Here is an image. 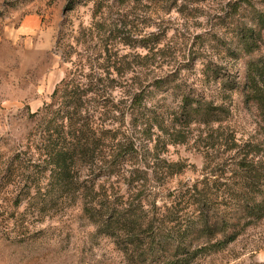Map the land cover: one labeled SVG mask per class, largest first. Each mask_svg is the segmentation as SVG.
<instances>
[{
  "label": "trees",
  "instance_id": "1",
  "mask_svg": "<svg viewBox=\"0 0 264 264\" xmlns=\"http://www.w3.org/2000/svg\"><path fill=\"white\" fill-rule=\"evenodd\" d=\"M81 1L68 0L66 10ZM240 8V2L234 3V11ZM256 24L255 28L233 26L230 42L234 37L237 42L225 52L239 59L256 49L264 31V13L256 12ZM114 30L116 26L107 29L97 22L81 27L79 32L88 39L74 36L77 47L63 54L71 68L56 83L49 102L28 116L32 126L26 138L36 157L25 160L14 153L7 171L35 170L26 179L36 186L47 179L42 193L46 206L53 194L63 200L76 196L95 233L110 238L128 264H193L220 252L245 229L264 220V141L238 143L223 131L218 137L225 150L218 160L207 163L204 170L209 172L170 190L158 204L163 180L186 167L162 158L165 146L185 143V130L194 127H202L198 138L217 139L214 133L230 111L169 75L155 79L150 92L128 90L127 105L115 103V77L122 76L120 58L107 39L96 38L99 32L110 35ZM72 53L77 60L72 61ZM210 71L225 91H240L255 105L264 124V58L247 62L242 81L231 79L219 67ZM156 91L170 93L179 102L163 110L148 105ZM127 118L133 129H141V150L131 134H123L127 128L113 126Z\"/></svg>",
  "mask_w": 264,
  "mask_h": 264
},
{
  "label": "rangeland",
  "instance_id": "2",
  "mask_svg": "<svg viewBox=\"0 0 264 264\" xmlns=\"http://www.w3.org/2000/svg\"><path fill=\"white\" fill-rule=\"evenodd\" d=\"M67 1L0 0V264H128L110 238L95 233L76 196L63 200L53 194L46 206L42 193L47 179L36 186L26 179L35 170L7 171L14 153L25 160L34 155L26 138L32 126L28 116L49 102L56 83L71 68L63 54L77 47L74 36L88 39L79 32L81 27L100 22L107 29L117 28L110 35H96L98 40L107 39L120 58L122 76L115 77V103L127 105L128 90L150 92L155 79L169 75L228 107L229 117L215 136L226 131L238 143L264 141L259 109L240 91H225L210 75L219 67L231 79L242 81L247 62L264 58V31L258 47L241 58L225 52L237 42V37L230 42L233 26L258 27L256 12L264 13V0H82L66 10ZM238 2L237 13L233 7ZM29 16L35 17V27L20 33ZM143 42L148 47H142ZM71 59L77 60V55L72 53ZM154 93L147 104L155 108H172L179 102L170 93ZM130 125L127 118L113 126L127 128L123 134H131L141 150V129ZM199 130H185V143L165 146L162 158L186 167L163 180L158 204L170 190L209 172L204 170L207 163L218 160L225 150L219 146L222 138H198ZM193 264H264V220L245 229L220 252Z\"/></svg>",
  "mask_w": 264,
  "mask_h": 264
},
{
  "label": "crops",
  "instance_id": "3",
  "mask_svg": "<svg viewBox=\"0 0 264 264\" xmlns=\"http://www.w3.org/2000/svg\"><path fill=\"white\" fill-rule=\"evenodd\" d=\"M36 25V19L33 16L27 17L22 24L20 25L18 31L20 33H25L31 29H33Z\"/></svg>",
  "mask_w": 264,
  "mask_h": 264
}]
</instances>
